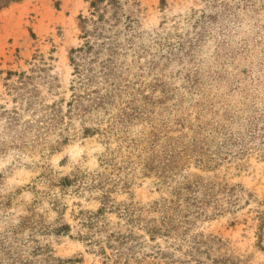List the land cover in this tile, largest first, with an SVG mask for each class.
Listing matches in <instances>:
<instances>
[{"label":"rangeland","instance_id":"374dc122","mask_svg":"<svg viewBox=\"0 0 264 264\" xmlns=\"http://www.w3.org/2000/svg\"><path fill=\"white\" fill-rule=\"evenodd\" d=\"M0 264H264V0H0Z\"/></svg>","mask_w":264,"mask_h":264}]
</instances>
